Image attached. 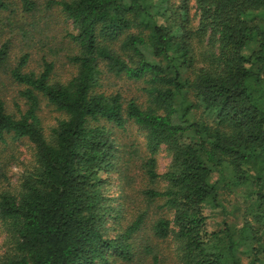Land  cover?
<instances>
[{
    "label": "trees",
    "instance_id": "1",
    "mask_svg": "<svg viewBox=\"0 0 264 264\" xmlns=\"http://www.w3.org/2000/svg\"><path fill=\"white\" fill-rule=\"evenodd\" d=\"M14 2L28 15L39 8L36 0H0V11L13 13ZM54 7L72 23L77 73L68 82L52 81V62L27 71L29 54L14 64L11 41L0 44V74L24 88L27 106L12 113L0 98V140L35 147L20 189L0 191L7 247L0 264L135 260L146 214L123 225L111 191L124 157L102 121L121 129L134 123L146 134L151 157L141 169L164 188L143 195L172 212L152 224L154 239L174 238L183 264H264V0H196L195 27L190 0H50ZM105 72L144 83L147 102L100 91ZM42 98L65 115L50 139ZM163 148L172 162L160 174L155 155ZM240 188L242 224L212 229L224 191ZM141 247L162 264L154 247Z\"/></svg>",
    "mask_w": 264,
    "mask_h": 264
},
{
    "label": "rangeland",
    "instance_id": "2",
    "mask_svg": "<svg viewBox=\"0 0 264 264\" xmlns=\"http://www.w3.org/2000/svg\"><path fill=\"white\" fill-rule=\"evenodd\" d=\"M36 1H38L39 8L33 14H25L17 2H14L12 7L13 13L0 11V44L6 40L11 41L10 53L14 64L21 56L29 54L27 71L40 73L44 69L45 61L54 63L52 81L66 83L77 73L76 66L70 60L77 54L68 35L72 29V23L66 19L58 7L47 8L50 0ZM173 1L179 3L181 0ZM190 7L192 25L195 27L199 21L196 16V0H190ZM0 75V98L5 101L7 109L12 113L25 110L26 101L20 95L24 88L13 82L9 75L3 73ZM101 84L100 91L107 94L120 93L128 100L134 99L140 104L147 102L145 84L142 82L116 77L105 72L102 75ZM39 117L41 127L46 137L50 139L53 129L58 126L60 120L65 118V115L42 98ZM102 125L106 126L116 142L117 155L124 157L116 171H113L112 176L115 182L111 191L112 196L117 198L118 207L123 211V225L126 226L141 214H146V225L143 232L135 237L134 252L137 254L131 264H152L151 258H146L143 254L146 245L141 247L142 242L154 247L162 264H183L179 257V245L174 238L158 241L154 239L150 231L152 224L159 218H172V212L162 210L163 201L150 203L143 195V191L148 188H164L163 183L152 184L141 169L143 162L151 157L147 150L146 134L134 123H128L122 129L106 121H102ZM155 158L157 172L165 173L172 162L167 149L163 148L155 155ZM34 160L35 147L29 140L14 141L10 136L6 137L5 142L0 140V191L17 192L20 189L22 178L33 168ZM126 162H129L130 166L128 177L121 175ZM224 193H226V198L224 196L222 201L223 207L211 213L210 227L212 229H220L225 222L237 225L243 222L245 189H236L231 193L224 191ZM6 249L5 234L0 225V257ZM244 262L249 264L248 259H244Z\"/></svg>",
    "mask_w": 264,
    "mask_h": 264
}]
</instances>
